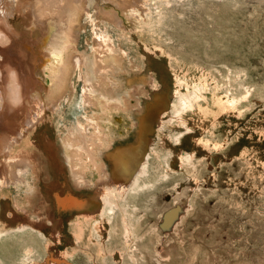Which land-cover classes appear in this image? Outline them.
<instances>
[{
    "label": "rangeland",
    "instance_id": "obj_1",
    "mask_svg": "<svg viewBox=\"0 0 264 264\" xmlns=\"http://www.w3.org/2000/svg\"><path fill=\"white\" fill-rule=\"evenodd\" d=\"M174 1L135 0L132 10L137 15L131 18L136 29L126 23L125 14L132 8L124 11L129 6L126 0H76L77 13L72 14L76 18L68 10L40 20L33 16L36 25L27 29L29 41L24 42L28 58L21 57L17 39L25 37L23 26H30L23 9L9 18L17 35L9 31L6 47L15 57L12 62L18 65L24 87L30 86L36 96L22 99L23 112L16 125L6 128L7 134L16 138L7 156L16 158L27 152L32 164L24 166L29 173L26 186L20 191L13 189L10 196L16 220L8 221L7 200L0 199V229L8 231L0 247L9 246L13 252L1 251L5 263L16 264L24 243L32 237V245L47 256L46 245L51 258L61 260L58 264H264V0ZM100 12L106 16L98 18ZM107 15L117 17V23ZM61 22L66 30L57 27ZM95 34L107 36L111 47L121 54L111 58L109 50L102 52V69L96 71L103 72L101 77L105 75L107 80L100 81L93 94L115 98L106 104L111 110L108 115L103 114L100 101H90L88 92H82L87 88L84 80L95 78ZM64 36L73 42L59 58L56 50L62 48ZM0 49L5 47L0 45ZM63 60L68 69L65 90L54 106L47 102L52 94L48 65L59 68ZM139 74L145 81L138 86ZM105 90L110 91V97ZM164 90L170 100L148 134L152 143L150 176L156 183L139 191L143 194H131L135 211L129 208L123 213L117 208L114 215L108 214L102 200L107 185L99 184L95 175L105 171L103 180H108L112 166L106 155L129 144H142L136 114L143 113L140 106L149 95ZM192 93L198 95L196 102L192 100L193 107L177 110L179 101L189 100ZM2 107L4 112L5 100ZM28 116L37 122L32 124ZM44 121L47 125L35 132L31 151L11 153ZM77 127L86 140L95 135L90 145H75L82 150L69 151L84 162L79 169L82 175L71 173V160L64 151L65 139L74 135ZM3 128L1 122L0 135ZM101 131L106 136H100ZM71 138L77 139L75 135ZM139 151L129 153L135 156ZM185 156L191 157L193 165H183ZM1 159L6 163L5 156L0 155ZM101 163L104 168L99 167ZM9 173L0 163V177ZM20 219L28 223L27 229L34 226L46 232L47 242L43 245L36 234L15 233ZM59 230L60 234L55 233Z\"/></svg>",
    "mask_w": 264,
    "mask_h": 264
},
{
    "label": "bare ground",
    "instance_id": "obj_2",
    "mask_svg": "<svg viewBox=\"0 0 264 264\" xmlns=\"http://www.w3.org/2000/svg\"><path fill=\"white\" fill-rule=\"evenodd\" d=\"M78 1H80V0H78ZM180 1L181 0H175L174 4H178ZM117 2H119V1H117ZM126 2L129 4V6L125 5L127 8H124L121 5L119 7L120 8H124L125 9L124 11H127L126 9H128V7L130 8V6H132V8L129 10V12L127 11L128 13L125 12L126 13L125 16L128 18L126 23L127 24L128 23H132L130 28L136 29V26H137L136 25V21L131 18L132 16L134 17V15H137V13L132 10L133 9V5L135 7V4H134L135 0L134 1L126 0ZM75 3H76V0H0V45L5 47V49H0V115L2 116V118H0V124H1V122L4 123V128H3L4 131L0 135V155H3V156L6 157V163H5V161H2V159L0 160V163L3 165L4 171H5V169H7L10 172L8 177H4V176L0 177V194H1L0 195V199L4 198L5 200H7L8 206L6 205L7 209L5 211V217L8 219L9 222L12 221V220H16V218H17L16 217L17 214L14 212V210L11 209L10 204H9V203L12 202V199L10 197L11 194H12V190L14 189V190L20 191V190L23 189V187L26 186V183H27L26 176L29 173L27 172L26 169H24V166L26 164H28V165L32 164V159L29 157V154L27 152L24 153V154H21L20 156H17L16 158H11L10 156H7L8 149H9V147H11L13 141L16 138L15 137L12 138L11 136H9L7 134V132H6V128H8L10 130L12 125H14V126L16 125L17 118L23 112V108L21 107L22 106V104H21L22 99L23 98L25 100L32 99L34 96H36L35 94H32V90L30 88H28L30 86L27 85L28 87H26V88L24 87V83H25L24 82V78H23V76L20 75V70L18 68V65H17V63H13L12 62V58H15V57H12V53L10 51V48L6 47L7 44L10 42L9 41V37H10L9 36V31H12L13 33H15V35H17L15 29L13 28L12 21L9 18L12 17L13 12L20 13L21 10L23 9L22 11L25 13L23 17L26 19V23L28 25L30 24L29 27L28 26H23L24 30L22 31V34L25 35L24 38L22 36H19L21 38V39H19V37L17 36V39L19 40V43L21 44V46L19 47L20 48L19 49L20 53L22 55L21 57L25 58V57H27V56H25L27 51H29L28 48L26 47V45L24 44V42H28L29 41V39H28V34L29 33H28L27 29H32V27H34V25H36V23L33 21V16H35L38 20H40V19L44 18L46 15L53 16L54 14H57L61 10L62 11L68 10L70 16H72V14H76L77 13V12L75 13V9H74V6H73ZM168 3L169 2L166 1V4H168ZM137 4L139 5V1H138ZM81 8H83V7L81 6ZM142 11H143V9H142ZM179 13H182V12L179 11ZM29 15L31 16L30 18H28ZM97 15H98V18L106 16L102 12L98 13ZM72 18H76V16H72ZM108 18L111 21L117 23V21H116V20H118L117 17L111 15V16H108ZM62 25H63V23L61 22V23L57 24V27H61ZM118 27H122V24L118 25ZM123 27H125V26L123 25ZM62 28H64V30H66V26H62ZM132 29H130V30H132ZM73 30H74V27L72 25V31ZM72 34H74V32H72L71 34H68V36H70V38H72ZM95 36L96 37H95V42L94 43H95V51H96V54H97L94 57L95 58L94 59L95 60V62H94L95 65H93V70H94V74L93 75H94L95 78L94 79H90V80H84V82L87 85V88H85L84 91L82 90V92L83 93L84 92L85 93L88 92L87 93V97L90 99V101L91 100H95V102L100 101V103H101L100 106H101V109L103 110V114L108 115V112L111 111V110H109L110 106H107L106 104L115 102V100H114L115 98H111V99L107 98V99H105V98H102V96H100V95L96 94V96H95L93 94L96 91V87L99 86L100 81L102 82L103 80L104 81L107 80V79H105V75H104V77H101V76H103V72H99L98 73L96 71L98 69H100V70L102 69L101 60H103V58H104V56L101 54L102 52L109 50L110 51V53H109L110 57L111 56H115V57L119 56L120 57L121 54H119V52H117L116 49H113V47H111V43H110L109 39H107V36L103 35V36L100 37L97 34H95ZM64 38L65 39H63V41H62V42H64V44H62V48H60V50H56V54L57 53L59 54V58L62 57L61 56L62 52H65L69 48V43L73 42V40H71L69 38H66V36H64ZM168 38H170V37H168ZM99 43L101 45H99ZM56 44H57V41H56V43L53 44L54 45V49L56 47ZM96 44H98V46H96ZM56 54L49 53V55H51L52 57L53 56L55 57ZM107 57H106V60L108 59L109 61L111 60V58H113V57H111V58H107ZM41 59L43 60L44 56H41ZM19 60H20V58H19ZM44 61H47V58L44 59ZM82 62H83V60H82ZM15 64H16V66H14ZM25 64H26V66L28 68V71L30 72L31 69H30V65H29V60H27ZM32 66L35 67L36 63L33 64V62H32ZM48 66H50L48 68V72H49V76L48 77L50 78V82H51L50 89L52 91V94H51V97L49 98V100H47V102L48 103L50 102V104L53 103L54 106H55L56 102L58 103L59 99L62 96L63 91L65 90L64 81L66 79V74H67V70L68 69L66 70L65 60H63V62L60 65L59 68L57 66H55L53 63L50 64V62H49ZM88 75H89V72L86 74V76H88ZM28 76H26V74H25V77L26 78L28 77L29 78L28 80L30 81V79H31L30 74ZM25 80H27V79H25ZM29 81H26V82H29ZM144 81H145L144 75L143 74H139L137 76V78H136V82H137L138 86L143 84ZM192 81H193V79H192ZM131 82L132 81H128V84L132 85ZM197 83H199V82H197ZM102 84H103V82H102ZM203 84H204V82H203ZM138 86L136 87L137 89H138ZM166 86L168 87V85H166ZM197 87H196V90L201 91L200 90L201 88L198 89ZM193 88H194V86H193ZM155 92H157V91H155ZM155 92L152 93L151 95H149L148 100H144L143 104L140 106L141 110H143V113L141 115L136 114L135 121H136L137 126H138V131L141 132L142 135H143L142 144L141 143H139V144L138 143L129 144L126 147L116 149L113 152L108 153L106 155V158L109 160V162H110V164L112 166L111 175H110V178L108 180L107 179L103 180L107 176V173L105 171L103 173H100L98 177L95 175V178H97L96 180H99V182H98L99 184H102L103 186L107 185V187L104 188L105 191H104V194L102 195V200H103V203L105 204V206H107L108 214H110V213L113 214V212L115 210H117V208L118 209L120 208L123 213L127 212V210L129 208H131V209H133L135 211L136 206H135L133 201H130L131 194L132 195L133 194L136 195L139 191H141V190L143 191V189L145 190V188L151 187L152 185H154V182L156 180V179L151 178V176H150V166H151V164H150L149 149L152 148L151 147L152 143L148 139L149 138L148 134L154 130V126L153 125L158 120V115H159L160 110H162L164 107H166V105H167V103H168V101L170 99L168 98V94L169 93L167 91H165V90L161 91L160 93H155ZM98 93H100V92H98ZM104 94H108L109 95L110 91L105 90ZM198 94H199V92H198ZM193 95H195V94H193ZM193 95H190V96H192V97H190L191 100H190V98H189V100L185 99L186 97L184 98L187 102L185 100L181 99L179 101L180 102L179 103L180 107H178L177 110L180 108V111L181 110L185 111V110H188L191 107H193L192 100H195L196 98H198V95H195V96H193ZM109 97H110V95H109ZM182 97L183 96L181 95V98ZM201 97H202V95H201ZM187 98H188V96H187ZM202 98H205V96L202 97ZM64 99H65V97L63 96V100ZM101 99H102V101H101ZM4 100L6 102V109L3 112L2 104H3ZM119 101H120V98H119ZM119 101H117L116 103L120 104L121 102L119 103ZM195 102H196V100H195ZM170 103H171V101H170ZM1 107H2V109H1ZM174 109H175V107H174ZM198 110H199V108H198ZM26 111L28 112V110H26ZM10 112L12 113L11 116H9L7 114V113H10ZM178 114H179V112H178ZM28 115H29V113H28ZM28 117H29L28 120H30L31 119L30 116H28ZM48 118L51 119L52 115H48ZM102 118L104 120H107L104 117H102ZM102 118H100V119H102ZM26 119H27V117H26ZM96 119H97V121L96 120L95 121H96V124H97L98 128H101L102 124L100 125V120L97 118V116H96ZM36 122H37L36 120L33 121V119H31V123L32 124H35ZM47 122L44 121L41 126L39 125L40 127L38 126L35 129H33L31 132L27 133V136L22 140L20 146L16 147V148H13L11 153L20 152L21 149H24L25 151H27V150L31 151L34 148L33 146H31V144H35L36 143V140H34V138H33L35 132L38 131V130H41L44 127H46ZM25 123H26V120H25ZM81 126H82L81 129H82L84 126L83 125H81ZM78 127H77V132L74 133V135L77 137V139H75V140L73 139L72 140L71 137L74 136V135H71L69 138H66L65 141H64V145H65L64 146L65 147L64 151L66 152L67 157H69L68 159L71 160L70 164H71V167L73 168V171H71V173L73 172L74 175L81 173V171L79 169L84 167V162L81 160L80 157L76 156L75 153L69 152V151L70 150H72V151L75 150L77 152L79 150H82L83 147L79 149L75 145H77V144H79L81 142L83 144V146L86 147L87 145H90L92 138L95 136L93 134L92 136H90V138L88 140L84 139V137H82L83 136L82 132L81 133L79 132L80 130H78ZM24 130L28 131L29 128H25ZM19 133L21 135L22 131L20 130ZM98 134L100 136H101V134H104L106 136L104 131L103 132L101 131V133L99 132ZM145 136H146V138H144ZM108 139H110V137H108ZM99 141H101V140H99ZM111 141L112 140H110V142ZM110 142H108V143L110 144ZM29 144H30V146H29ZM140 144H141V146H140ZM5 149L7 151H4ZM108 149H109V147H108ZM136 149H138L140 151L137 152L135 156H132L129 152L131 150H136ZM18 158H20L19 161H18ZM190 158L191 157H186L185 156V158H184L185 163H183V165L184 164H185V166H186V164H187V166L189 164H190V166H191V164L193 165V163L191 162ZM99 167L100 168L101 167L104 168V164L101 163L99 165ZM18 168H21V169H18ZM193 168H194V166H193ZM81 175H82V173H81ZM158 176L161 177V175H158ZM78 177L79 176H77V178ZM156 177H157V173H156ZM77 178L75 177V179H77ZM78 180L79 181L81 180L80 177H79ZM126 181H127V183H126ZM76 182H77V180H76ZM77 184L79 185L78 182H77ZM139 193H141V192H139ZM141 194H143V193H141ZM24 196L26 198V195H24ZM28 196H29V194H28ZM5 200H3V201H5ZM27 201H28V198H27ZM19 210L20 211L21 210L25 211L24 209H19ZM134 214H136V213L134 212ZM169 215H170V213H169ZM170 216L172 217L173 215L171 214ZM124 218H125V216H124ZM126 218H127V216H126ZM131 218H132V216H131ZM48 220H50V219H48ZM58 220H60V219H58ZM108 220H109V218H108ZM20 221H21V219H20ZM22 221L20 222L21 224L14 230L15 233L21 232V233H28V234H36L39 237V240H40V242L43 245L47 242L46 232H43V231H40V230H36L35 227L34 226H30V224H29L30 229H27L26 226L28 225V223H26V222L22 223ZM25 221H27V220H25ZM56 223H57V221H56ZM58 223L60 224V222H58ZM51 224H53V223H51ZM36 228H38V226H36ZM51 229H54V227L51 228ZM129 230H130V228H129ZM129 230H127L128 233H129ZM6 232H8V231H3V230L0 229V240H2V238L4 236H7L8 233L6 234ZM55 233L60 234L61 230H59V232H55ZM29 236H31V235H29ZM18 238L16 237V239H18ZM30 239L26 243H24L25 239L22 240V241L20 240V242H23L25 245H24L23 248L20 247V248H22V252L20 251L21 253L19 254V258H18V261H16V264H36V263H34L35 261H41L42 264H58V262L61 261V260L60 261L59 260H53L51 258L52 252H48L49 250L46 247V245L43 246L45 253L48 254L47 256H45L44 253L41 250L38 249L39 246L38 247H34L32 245L34 238L32 240H30ZM14 240H15V238H14ZM49 240H50V237H49ZM3 243L5 244V242H3ZM21 244H20V246H21ZM0 248H1L0 253L3 252L5 254H9V255L12 254L13 255V252L11 251V249H9V246H8V248L5 247V246H1ZM64 262H66V261H64ZM0 264H7V263L4 262V260L2 259L1 256H0Z\"/></svg>",
    "mask_w": 264,
    "mask_h": 264
}]
</instances>
